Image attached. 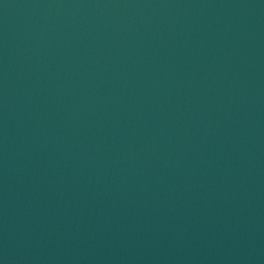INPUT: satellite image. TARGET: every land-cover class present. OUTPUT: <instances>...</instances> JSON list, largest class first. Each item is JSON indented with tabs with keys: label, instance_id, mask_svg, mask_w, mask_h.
I'll list each match as a JSON object with an SVG mask.
<instances>
[{
	"label": "water",
	"instance_id": "obj_1",
	"mask_svg": "<svg viewBox=\"0 0 264 264\" xmlns=\"http://www.w3.org/2000/svg\"><path fill=\"white\" fill-rule=\"evenodd\" d=\"M0 264H264V0H0Z\"/></svg>",
	"mask_w": 264,
	"mask_h": 264
}]
</instances>
